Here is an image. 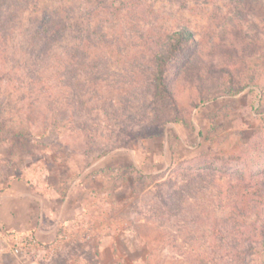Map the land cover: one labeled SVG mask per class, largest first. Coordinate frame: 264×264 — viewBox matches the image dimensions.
<instances>
[{
  "label": "rangeland",
  "instance_id": "rangeland-1",
  "mask_svg": "<svg viewBox=\"0 0 264 264\" xmlns=\"http://www.w3.org/2000/svg\"><path fill=\"white\" fill-rule=\"evenodd\" d=\"M47 17L68 29L46 52ZM1 18L0 264H264L212 235L264 225V0H8ZM182 28L207 70L158 95Z\"/></svg>",
  "mask_w": 264,
  "mask_h": 264
},
{
  "label": "trees",
  "instance_id": "trees-1",
  "mask_svg": "<svg viewBox=\"0 0 264 264\" xmlns=\"http://www.w3.org/2000/svg\"><path fill=\"white\" fill-rule=\"evenodd\" d=\"M7 5L8 0H0L1 13L2 9ZM3 25L4 24L1 18V32L4 30ZM67 29L68 26L64 20L47 17L44 21V25L42 27L43 32L40 37L41 43L43 44V51L47 52V49L50 51L53 47H55V45L61 42L66 35ZM165 42V44L161 45L155 56L154 84L158 95L161 91L164 92L162 95L172 97V93L169 91V83L178 84V82L181 81V78L192 75L191 72L194 71L195 66L200 67V73L197 77L201 78L200 75L207 70L208 65L204 64V60H200L201 63L196 65L194 53L197 47H199V41L196 40L193 31L189 28H182L181 30L168 34ZM228 92L229 95L235 96L242 91L240 88L231 87ZM171 100L173 101L174 98H171ZM252 194L257 195L255 192ZM257 202L258 201L253 198L250 202H245L242 205L241 212L244 214H249L251 212L252 215H256L259 210ZM243 224H249L250 228L246 231L242 229L237 231L236 245H230L231 241L227 240L226 233L223 230L220 221L215 220L212 224L214 246L217 247V249L225 251V255H235L240 262L243 260L245 261L247 256L254 251L252 244L255 242L264 248V225L258 226L257 223H247L246 220L243 221ZM253 230L256 232V240L253 238L254 235L251 234ZM239 236L244 237L242 243Z\"/></svg>",
  "mask_w": 264,
  "mask_h": 264
},
{
  "label": "built area",
  "instance_id": "built-area-1",
  "mask_svg": "<svg viewBox=\"0 0 264 264\" xmlns=\"http://www.w3.org/2000/svg\"><path fill=\"white\" fill-rule=\"evenodd\" d=\"M22 250V247L20 246V243L14 248V253L19 254Z\"/></svg>",
  "mask_w": 264,
  "mask_h": 264
},
{
  "label": "crops",
  "instance_id": "crops-1",
  "mask_svg": "<svg viewBox=\"0 0 264 264\" xmlns=\"http://www.w3.org/2000/svg\"><path fill=\"white\" fill-rule=\"evenodd\" d=\"M1 205V204H0ZM2 214V213H1ZM1 217L3 218L4 217V215H1ZM43 234V236L42 237H45L46 236V234H44V233H42ZM55 234V233H54ZM54 234H51V237H53L54 236Z\"/></svg>",
  "mask_w": 264,
  "mask_h": 264
}]
</instances>
